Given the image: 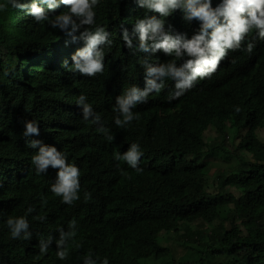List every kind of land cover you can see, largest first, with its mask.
I'll return each instance as SVG.
<instances>
[{
	"label": "trees",
	"instance_id": "1",
	"mask_svg": "<svg viewBox=\"0 0 264 264\" xmlns=\"http://www.w3.org/2000/svg\"><path fill=\"white\" fill-rule=\"evenodd\" d=\"M144 13L135 0H101L97 22L111 33L114 43L110 50L128 49L120 39L121 28H127L131 34L134 20ZM27 25L22 10L0 13V65L3 69L15 66V76L22 80L19 86L11 84L12 88L0 93V104L12 111L22 109L27 115L20 118L22 122L37 121L42 145H58L69 163L81 165V199L71 205L61 203L50 192L58 169L51 166L37 175L35 166L30 165L28 182L35 184L19 212L27 216L29 235L25 237L22 231L20 237L11 239L6 226L0 232V264H86L89 251L94 253L92 260L107 257L109 264H264V140L260 138L264 129V42L257 41L251 56L238 51L230 69L237 73L246 71L240 80L220 84L213 74L193 93L192 104L185 97L168 101V94L177 90L172 80H166L157 97L132 109L139 114V120L118 127L115 118L119 114L113 111V103L98 93L89 99L96 109L93 111L100 116L95 123H90L92 116L85 121L83 112L70 111L71 102L58 105L60 96L54 97V93L44 110L35 106L36 102H44L46 94L31 84L36 69L30 68L31 58L36 51L69 34L48 28L46 35L50 39L42 36L40 42L27 46L23 40V26ZM166 25L172 26V33L189 36V30L192 32L179 18L166 19ZM84 27L89 26L73 34L79 36ZM137 44L138 39L133 37V46ZM130 52L137 71L144 69L141 61L145 59L167 57L162 51L153 56L148 52ZM115 69L108 62L105 72ZM18 71L26 77L22 79ZM10 77L12 81L14 77ZM107 78L101 83L105 84ZM11 92L20 95L21 100L16 99L20 108L17 101L9 100ZM222 95L229 100L223 105ZM165 104L170 107L167 117L159 109ZM211 104L214 107L210 110ZM234 106H239L240 112ZM56 123H68L71 127L67 146L56 142L53 136ZM209 126L224 141L226 136H232L233 129V149L216 137L205 139ZM101 128L109 130L114 139H128L140 145L142 171L130 169L126 162L121 164L113 158L111 141L107 140L109 133L99 131ZM8 132L16 134L18 126H9ZM218 150L225 151L233 161L228 171L220 170L209 180V168L221 165L210 159ZM249 155L250 160L246 159ZM101 162L100 167H95ZM85 192H91L92 201L83 200ZM29 207L33 208L31 213L27 212ZM114 215L122 216V226L112 224ZM72 221H76L75 229L69 227ZM182 229L186 240L197 244H191L190 260L179 261L174 258L176 251L161 240ZM73 230L77 236L66 237L68 256L60 260L53 251L56 241L50 247L48 235L60 239L61 232ZM76 243L80 246L76 247ZM41 246L47 248L46 253H40Z\"/></svg>",
	"mask_w": 264,
	"mask_h": 264
},
{
	"label": "clouds",
	"instance_id": "2",
	"mask_svg": "<svg viewBox=\"0 0 264 264\" xmlns=\"http://www.w3.org/2000/svg\"><path fill=\"white\" fill-rule=\"evenodd\" d=\"M100 3L101 0H0V13L23 11L24 20L28 23L23 26V40L27 46L37 44L42 36L50 39L46 35L48 28L69 34L58 43L36 51L31 58L30 68H36L31 75V84L46 94L43 103H34L38 109L44 110L54 93V97L60 96L56 101L58 105L71 102L70 111L83 112L85 121L92 116L90 123H95L100 116L93 111L96 109L89 99L98 93L113 103V111L119 114L115 118V125L127 127L140 118L132 109L157 97L164 89L166 80H172L177 90L170 92L166 99L171 101L185 97L190 104L193 93L198 91L203 80L211 78L213 74L220 84L227 80H240L246 71L242 69L237 73L230 69L236 62L238 51L251 56L257 41L264 42V0H135L145 10V15L134 20L131 34L127 28H121L120 39L128 49L117 52L109 49L114 43L111 33L97 22ZM177 18L192 29L189 36L187 33H172V26H165L166 19L173 21ZM85 25L89 27H84L79 36L73 34ZM133 37L138 39L135 47ZM129 49L134 54L139 51L151 53L152 56L162 51L167 57L145 59L141 61L144 69L137 71ZM108 62H112L117 69L105 72ZM15 73V66L3 69L0 65V93L12 88L11 84L20 85L22 80ZM18 74L22 75V79L26 77L20 71ZM10 76H15L12 81ZM106 76L107 81L102 84ZM97 83L104 89H99ZM222 96L220 102L224 99L223 105L229 100ZM16 99L21 100L20 95L11 92L9 100ZM213 107L211 104L210 110ZM234 108L237 113L241 110L239 106ZM159 109L164 117L168 116V105ZM23 116L27 117L22 109L12 111L0 104V232L7 226L11 239L20 237L22 231L25 237L29 235L27 216L19 212L24 207L25 196L35 184L28 182L30 165L35 166L37 175L51 169V166L58 169L50 192L61 203L71 205L81 199V165L69 163L66 153L59 151L58 145L52 143L53 146H50V142L42 145L37 121L22 122L20 118ZM11 125L18 126L16 134L8 132ZM208 128L211 130L212 126ZM56 131L53 133L56 142L67 146L71 127L68 123H56ZM99 131L109 133L107 140L111 141L110 151L116 161L121 164L126 162L128 168L137 172L142 171L139 165L143 152L138 143L114 139L111 132L104 128ZM226 137L225 143L228 144L233 138ZM233 147H230L231 150ZM224 154L225 158L222 159L230 164L232 157ZM224 154L214 153L210 159L224 157ZM97 164L95 167H100L102 162ZM213 167L209 168L208 175L212 174ZM117 168L123 172L119 164ZM83 200L86 203L92 201L91 192H85ZM32 211V207L27 208L28 213ZM111 222L114 226H122V216H112ZM75 224L76 221H72L69 227L75 229ZM76 236L75 230L61 232L60 239L48 235L50 247L56 241V249L52 250L57 258L66 259L69 251V247L65 246L66 237L74 239ZM79 246L76 243V247ZM46 252L47 248L41 246L40 253ZM92 255L94 253L89 251L86 264H97V261L99 264H109L107 257L102 261L97 257L94 261Z\"/></svg>",
	"mask_w": 264,
	"mask_h": 264
},
{
	"label": "rangeland",
	"instance_id": "3",
	"mask_svg": "<svg viewBox=\"0 0 264 264\" xmlns=\"http://www.w3.org/2000/svg\"><path fill=\"white\" fill-rule=\"evenodd\" d=\"M227 129H228V127L225 128V131H227ZM231 132H232V138H233L234 137L233 129H231ZM241 132H242L241 134H243V130H241ZM205 137H206V139L209 138L208 141L213 140L212 137H216V138L219 139V141H222V143L226 142V141L223 140L222 136L218 135V133L216 132L215 129H211L210 130V128H208L206 133H205ZM260 138L262 140H264V129H262V131L260 132ZM226 139H227V137H226ZM234 145H235V140L234 139L230 140L229 143H228V146L229 147H233ZM229 149H231V148H229ZM223 152H225V151H219V152H216V153L218 155H221V154H224ZM222 158H225V154H224V157H220V158H215L214 159L215 162H219V163L221 162V165H219V167H217V166L213 167L212 170H211L212 174L215 173L216 170H218V172L220 170L228 171L229 163L226 162ZM251 158H252L251 155L246 157V159H248V160H250ZM212 174L208 175V179L209 180H211L214 177V175H212ZM210 186H212V188L214 187V185H212V184ZM208 226H212V224L209 223ZM185 234H186L185 230L182 229L178 233H171L169 235L166 234L165 236H168V237H166L165 239L162 238V240H161V242L164 241L167 245H170L174 251H176L175 252L176 256L174 258H176V260H179V261L180 260H190L191 256H192V251H193L192 247H191V244H194V245L197 244L196 242L193 243L191 241V239L189 241L186 240ZM218 260L221 261L222 259L219 258Z\"/></svg>",
	"mask_w": 264,
	"mask_h": 264
}]
</instances>
